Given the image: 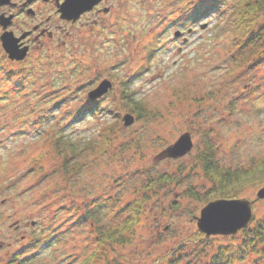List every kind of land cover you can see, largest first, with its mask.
Listing matches in <instances>:
<instances>
[{
	"label": "rangeland",
	"instance_id": "1",
	"mask_svg": "<svg viewBox=\"0 0 264 264\" xmlns=\"http://www.w3.org/2000/svg\"><path fill=\"white\" fill-rule=\"evenodd\" d=\"M234 1L128 0L121 18L67 26L65 43L26 63L0 54V264H81L94 252L90 264H212L220 246L238 248L241 232L206 242L197 226L215 201L201 152L211 146L224 169L264 158V51L242 59L226 22ZM105 79L112 88L90 100ZM125 89L146 116L131 112ZM187 132L193 149L169 157ZM61 135L86 147L58 150ZM262 187L238 193L255 220L264 215ZM132 200L145 202L132 238L99 246L100 232L128 219ZM255 251L227 264H264Z\"/></svg>",
	"mask_w": 264,
	"mask_h": 264
},
{
	"label": "trees",
	"instance_id": "2",
	"mask_svg": "<svg viewBox=\"0 0 264 264\" xmlns=\"http://www.w3.org/2000/svg\"><path fill=\"white\" fill-rule=\"evenodd\" d=\"M216 6V5H215ZM214 6V7H215ZM205 10L197 11L196 17L203 16ZM260 18H264V0H236L233 2L232 8L228 13L227 27L232 32L234 39L237 42V46L243 51H246L242 56V59L248 60L249 57H253L256 52L263 53L264 51V23H260ZM260 23V24H259ZM263 26V27H260ZM241 61V60H240ZM126 96V104L131 107V112L135 113L139 117L146 116L148 113L144 110L139 99H135L133 92L130 90L124 91ZM87 109V108H86ZM84 109L82 114H85ZM95 105H90L89 112H97ZM87 112V111H86ZM112 124H106L100 127V142L101 150H104L110 133L112 131ZM58 150L61 148L68 149L72 154L81 151L86 145H76L73 141H69L65 136L61 135L56 138ZM88 145V144H87ZM213 150L211 146L201 152L200 161H202L204 172L211 182V186L208 189L207 200L220 199H235L239 196V189L247 187L249 184L261 183L264 184V158L260 159L256 166L250 168H222L215 161L213 157ZM169 176L162 178L164 182L171 180ZM192 197L197 194L190 189ZM145 204L142 200H132L129 207L130 213L128 219L122 222L121 225L116 227H108L98 235V245L101 246L105 243H118L125 244L132 238L134 227L139 223L141 216V210ZM245 228L239 230L243 236V242L240 243L238 248H232L228 246H220L218 248V254L213 258L212 264H227L232 262L233 256H244L247 252H256L261 254V258L264 257V215L255 220H251ZM237 232V233H238ZM201 237H207L203 233L198 232ZM212 237H208L206 242H209ZM257 253V252H256ZM96 252L88 255L81 264H90L96 257Z\"/></svg>",
	"mask_w": 264,
	"mask_h": 264
},
{
	"label": "flooded vegetation",
	"instance_id": "3",
	"mask_svg": "<svg viewBox=\"0 0 264 264\" xmlns=\"http://www.w3.org/2000/svg\"><path fill=\"white\" fill-rule=\"evenodd\" d=\"M128 0H0V54L15 64L26 63L35 51L48 50L58 42L67 26L79 24L94 27L109 23L120 16ZM68 6L74 13L63 17L60 9ZM8 35L19 51L26 50L22 60H11L3 48V36ZM9 72V71H8Z\"/></svg>",
	"mask_w": 264,
	"mask_h": 264
},
{
	"label": "water",
	"instance_id": "4",
	"mask_svg": "<svg viewBox=\"0 0 264 264\" xmlns=\"http://www.w3.org/2000/svg\"><path fill=\"white\" fill-rule=\"evenodd\" d=\"M63 17H70L74 11L71 7L63 6L60 9ZM176 32L175 36H179ZM3 48L11 60H22L27 55L26 50L19 51L14 41L8 36H3ZM112 88V82L108 79L88 92V98L96 101L103 97ZM132 114L123 116L125 126L134 122ZM193 149V140L189 132L180 136L178 141L167 149V155L171 158L183 157ZM258 199H264V187L257 192ZM252 201L247 198L218 199L208 203L198 217V229L207 237L213 235H235L245 228L252 220Z\"/></svg>",
	"mask_w": 264,
	"mask_h": 264
}]
</instances>
